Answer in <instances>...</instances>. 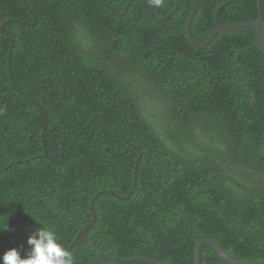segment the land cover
<instances>
[{
    "label": "trees",
    "instance_id": "trees-1",
    "mask_svg": "<svg viewBox=\"0 0 264 264\" xmlns=\"http://www.w3.org/2000/svg\"><path fill=\"white\" fill-rule=\"evenodd\" d=\"M0 0V256L55 231L73 264H195L199 242L264 260V52L256 31L196 46L194 0L157 23L143 0ZM158 19L179 0H147ZM228 0H198L192 37L205 41ZM235 0L219 21L258 17ZM13 19H17L15 21ZM36 23L34 24V22ZM11 61L9 62V55ZM13 76V77H12ZM203 264H228L210 247ZM131 264H147L135 262Z\"/></svg>",
    "mask_w": 264,
    "mask_h": 264
},
{
    "label": "water",
    "instance_id": "water-1",
    "mask_svg": "<svg viewBox=\"0 0 264 264\" xmlns=\"http://www.w3.org/2000/svg\"><path fill=\"white\" fill-rule=\"evenodd\" d=\"M132 1L133 0H129L126 3V8L121 13L115 11L109 5H108V7L114 14H116L118 16H123L127 12L129 5L131 4ZM143 1L147 5L149 13H150L151 17L153 18V20L157 23H163V22L169 20L176 13V11L180 7V4L183 0H179L177 2L176 6L173 8V10L167 16H165L162 19H158L154 15L152 7L147 0H143ZM232 1H235V0H228V1L222 3L221 5H219L217 7L216 12H215V19H214L215 26H214V30H213L212 34L205 41H197L192 37L191 30H190L191 20H192L193 16L195 15L197 8H198V0H194L193 10L190 13V15L188 16L187 23H186V33H187L188 39L190 40V42L192 44H194L196 46H203V45L210 43L217 36V34L222 33V32L255 30L256 31V45L261 51L264 52V25L260 21L259 15L256 19L248 21L246 23H241V24H223V23H220L219 12H220L221 8L223 6H225L227 3L232 2ZM102 2H104V0H102ZM257 3H258L259 10H260V8H261L260 0H257ZM13 20L18 21L17 19H13ZM8 22H9V20H6L2 25H0V31H9L12 35L13 42H14L15 41V35L8 28V26H7ZM35 23H36V21L34 22V24ZM10 61H11V54L9 55V62ZM135 147L138 150L139 155H138V158H137L136 163H135V168H134V172H133L134 181H133V186L130 190V193L127 196H122V195H120V194H118L115 191L110 190V189H103V190H100L99 192H97L94 195V197L91 199V202H90V209H91L92 217L90 218L89 223L84 228H82L78 234V236L89 247L94 249L103 258V260L107 264H131V263H135V262H142V263H147V264H163V263H161V262H159L153 258H148V257H133V258H128V259H125L122 261H112L108 257L106 252L100 246H98L97 244L92 242L90 240V238L88 237V231L96 223L95 202L101 194L108 193V194H111L115 198L122 200V201L129 200L132 197V195L136 189V185H137L138 164L140 162V159L142 158V152L140 151V149L137 146H135ZM205 247L212 248L220 256V258L223 259L228 264H264V260L245 261V260H240V259L234 258L230 254H228L217 242L210 240V239H205V240H202L201 242L198 243V245L195 249V264H203L202 263V251Z\"/></svg>",
    "mask_w": 264,
    "mask_h": 264
},
{
    "label": "clouds",
    "instance_id": "clouds-1",
    "mask_svg": "<svg viewBox=\"0 0 264 264\" xmlns=\"http://www.w3.org/2000/svg\"><path fill=\"white\" fill-rule=\"evenodd\" d=\"M157 6L161 0H154ZM28 250L22 254L13 247L0 256V264H73L72 253L58 240L54 230L37 228L27 238Z\"/></svg>",
    "mask_w": 264,
    "mask_h": 264
}]
</instances>
